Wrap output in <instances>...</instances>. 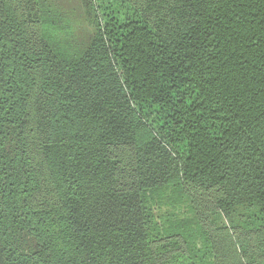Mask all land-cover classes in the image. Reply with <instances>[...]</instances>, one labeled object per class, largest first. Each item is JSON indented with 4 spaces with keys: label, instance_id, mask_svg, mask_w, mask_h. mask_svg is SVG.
<instances>
[{
    "label": "trees",
    "instance_id": "trees-1",
    "mask_svg": "<svg viewBox=\"0 0 264 264\" xmlns=\"http://www.w3.org/2000/svg\"><path fill=\"white\" fill-rule=\"evenodd\" d=\"M77 1L0 0V264H264V0Z\"/></svg>",
    "mask_w": 264,
    "mask_h": 264
},
{
    "label": "rangeland",
    "instance_id": "rangeland-1",
    "mask_svg": "<svg viewBox=\"0 0 264 264\" xmlns=\"http://www.w3.org/2000/svg\"><path fill=\"white\" fill-rule=\"evenodd\" d=\"M52 8H56L58 11H64L69 16V31L68 33L73 39L80 42H87L89 40L90 32L84 22L83 13L80 4L77 0H47ZM96 8L99 13L102 24H106L112 20L119 24H125L127 20L131 18L129 11L124 7L122 0H94ZM144 117L146 121L153 126L156 125L158 116L155 112L144 111ZM153 122V124H152ZM154 127V126H153ZM203 213L206 217L210 218L211 207L209 204H205L202 207ZM223 235V232H221ZM225 247L229 245L226 243ZM233 256L226 251L225 261L233 264H237L233 261Z\"/></svg>",
    "mask_w": 264,
    "mask_h": 264
}]
</instances>
